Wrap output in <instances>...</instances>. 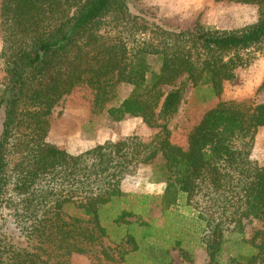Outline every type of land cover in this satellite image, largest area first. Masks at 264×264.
<instances>
[{
	"label": "trees",
	"instance_id": "1",
	"mask_svg": "<svg viewBox=\"0 0 264 264\" xmlns=\"http://www.w3.org/2000/svg\"><path fill=\"white\" fill-rule=\"evenodd\" d=\"M233 1L256 5L257 19L165 28L128 0H0V225L9 214L36 242L22 247L0 230V264H68L96 245L112 263L171 264L178 249L192 264L193 243L206 264H264V164L250 157L264 102L219 101L183 144L165 121L189 83L197 103L218 98L248 64L244 52L264 43V0ZM79 85L94 91V113L158 131L75 152L49 142L52 109ZM119 85L131 91L112 102ZM139 164H151L160 194L120 188ZM253 219L263 227L247 237Z\"/></svg>",
	"mask_w": 264,
	"mask_h": 264
},
{
	"label": "rangeland",
	"instance_id": "2",
	"mask_svg": "<svg viewBox=\"0 0 264 264\" xmlns=\"http://www.w3.org/2000/svg\"><path fill=\"white\" fill-rule=\"evenodd\" d=\"M128 6L133 14L143 15L149 21L159 23L165 28H182L199 23L206 29L231 30L254 22L258 16L256 5L233 0H128ZM2 29L0 18V50ZM244 56L248 64L239 68L234 80L224 82L222 93L218 98L206 103H197L191 84L185 87L178 110L165 120L174 141L183 144L189 130L200 120L202 114L219 101L253 99L256 102H264V88L258 89L264 79V43L257 48L247 50ZM3 66L0 58V85L5 82ZM171 87L163 86V89L167 91ZM130 91V85H119L115 89L116 97L112 102L127 96ZM93 93L94 91L87 85H79L54 106L50 114V128L47 136L49 142L68 152H75L105 140L123 138L129 134H137L146 140L158 131V128L147 126L139 117L127 116L115 122L108 118L105 111L94 113ZM250 157L254 162L264 164V126L258 129ZM139 165L134 174L121 181L120 188L124 192L137 194H160L164 185L149 181L152 171L151 164ZM70 211L69 208L68 212ZM1 223L0 230L17 245L29 248L36 243L31 236V231L27 229L24 233L21 227L13 222L11 215L5 214L1 218ZM262 227L263 223L254 219L245 221L247 237H251L256 230ZM107 243L104 239L103 245ZM191 247H193L192 264H206V254L202 247L196 243H193ZM169 256L171 264L188 263L178 249H171ZM145 261L147 262V259ZM68 264L123 263L108 262L100 253V246L96 245L87 253L72 254Z\"/></svg>",
	"mask_w": 264,
	"mask_h": 264
},
{
	"label": "crops",
	"instance_id": "3",
	"mask_svg": "<svg viewBox=\"0 0 264 264\" xmlns=\"http://www.w3.org/2000/svg\"><path fill=\"white\" fill-rule=\"evenodd\" d=\"M138 166H140V165H138ZM160 185H162L163 186V183H161ZM162 191V190H161Z\"/></svg>",
	"mask_w": 264,
	"mask_h": 264
}]
</instances>
